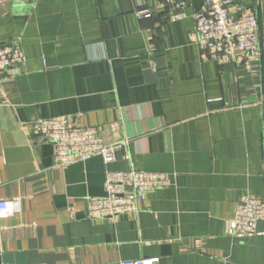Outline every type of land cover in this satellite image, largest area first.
Masks as SVG:
<instances>
[{"label": "crops", "instance_id": "0c3cea01", "mask_svg": "<svg viewBox=\"0 0 264 264\" xmlns=\"http://www.w3.org/2000/svg\"><path fill=\"white\" fill-rule=\"evenodd\" d=\"M167 0H0V47L20 41L25 64L0 77V264H264V225L233 234L246 196L264 200V59L200 53L193 13ZM253 12L264 41V0ZM151 16L139 18L137 11ZM96 126L116 161L56 166L41 119ZM167 173L138 213L90 219L106 169Z\"/></svg>", "mask_w": 264, "mask_h": 264}, {"label": "built area", "instance_id": "2783aa9c", "mask_svg": "<svg viewBox=\"0 0 264 264\" xmlns=\"http://www.w3.org/2000/svg\"><path fill=\"white\" fill-rule=\"evenodd\" d=\"M169 19L187 17L186 0H167ZM234 0H204L193 13L196 23V44L204 58L216 62L244 61L250 63L264 59V41L259 35L257 16L246 9L237 14ZM139 18L150 17L149 9L137 11ZM26 56L20 41L0 47V77L14 76L25 64ZM39 133L55 147L56 166L67 167L77 162L101 156L106 164L116 161L117 150L126 141L108 144L96 126H84L68 116L44 118ZM106 195L88 199V217L100 219L124 213H138L139 201L148 194L171 184L167 173L150 172L137 167L127 171L106 169ZM11 201L0 199V218L11 215ZM264 220V200L246 196L239 203L233 220V234L249 236L257 231ZM120 264H158L157 260L137 259Z\"/></svg>", "mask_w": 264, "mask_h": 264}, {"label": "water", "instance_id": "95a60500", "mask_svg": "<svg viewBox=\"0 0 264 264\" xmlns=\"http://www.w3.org/2000/svg\"><path fill=\"white\" fill-rule=\"evenodd\" d=\"M258 225H264V220L260 221Z\"/></svg>", "mask_w": 264, "mask_h": 264}]
</instances>
